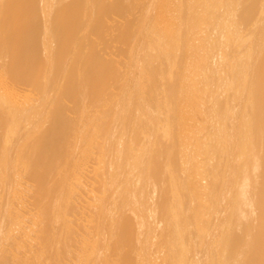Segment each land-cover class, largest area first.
<instances>
[{
	"label": "bare ground",
	"instance_id": "6f19581e",
	"mask_svg": "<svg viewBox=\"0 0 264 264\" xmlns=\"http://www.w3.org/2000/svg\"><path fill=\"white\" fill-rule=\"evenodd\" d=\"M0 77V264H264V0H0Z\"/></svg>",
	"mask_w": 264,
	"mask_h": 264
},
{
	"label": "rangeland",
	"instance_id": "374dc122",
	"mask_svg": "<svg viewBox=\"0 0 264 264\" xmlns=\"http://www.w3.org/2000/svg\"><path fill=\"white\" fill-rule=\"evenodd\" d=\"M40 62H41V60H39ZM3 73V72H2ZM2 80V78L0 77V81ZM8 83H12V81H8ZM9 84V86H8V88H12V85H10ZM3 85V84H2ZM1 85V83H0V86H2ZM0 89L2 90H4L5 89V87H3L2 86V88L0 87ZM3 90H2V92H3ZM5 92H4V95L6 96V97H8L7 96V94H11L12 93V95H10L9 96V98H10V100H12V99H14L13 97L14 96H18L19 95V93H20V95H23V96H20V97H22L21 99L23 100H21L20 99V97H19V99L21 100V101H19V99H18V97L17 98H15L14 99V101L12 100V102H21L22 104H23V106L25 107L26 105H32V104H34V105H36V101H37V98H38V90H37V88L36 87H29V88H24L23 90L21 89V88H19V90H10V91H8V90H4ZM8 93H7V92ZM14 93V94H13ZM105 93H107V90L105 91ZM13 96V97H12ZM27 96V97H26ZM23 97H24V99H23ZM25 98H27L26 100H25ZM33 98V99H32ZM35 99V100H34ZM33 100V101H32ZM25 101H27V104L25 103ZM71 106V105H70ZM107 106V105H106ZM69 108H71V107H68V110H67V120H69L70 119V116H72L73 115V113L71 112V109H69ZM105 109V111H106V115H104V114H101L102 113V110H100L99 109V112L100 113H98V115L100 116V117H102V116H104V117H106L107 118V108L105 107L104 108ZM39 110V107H36L35 108V110L34 111H38ZM72 114V115H71ZM72 118V117H71ZM105 118V121L104 122H106L107 123V119ZM60 127L61 128H63L64 129V127H65V124L62 122L61 124H60ZM44 128H42L40 131L42 132V130H43ZM41 132H40V134H41ZM95 142H97V144H98V142H100L99 141V138L97 139L96 138V140L94 141V140H92V141H88V143L85 145V149H87V148H91L92 146H96L97 144L95 143ZM59 143V141H57V140H54V141H52V146L54 147V149H55V151H58L59 149H60V143ZM92 145V146H91ZM76 150V147L74 148H71V151L72 150ZM84 149V150H85ZM70 159V157L68 156L67 158H65V160H64V163H65V161L67 160V159ZM68 159V160H69ZM63 168H64V166H63ZM28 171L30 172V171H34L35 170V164L34 163H32V165H29L28 166ZM32 186H33V188H32ZM30 188H32V189H30ZM34 185L33 184H31L30 186H28V190H29V193H28V190L27 191H25V194L27 195V196H30L31 195V193L32 192H35V190H34ZM28 193V194H27ZM36 207V208H35ZM35 207H34V210H33V212L35 211V213L37 212L38 214L40 213V208L39 207H41L40 206V204H38V202H37V205H35ZM39 209V210H38ZM39 211V212H38ZM35 213H33L34 214V216H32V218L33 219H35V220H37L39 217H40V214L38 215L37 213L35 214ZM36 215V216H35Z\"/></svg>",
	"mask_w": 264,
	"mask_h": 264
}]
</instances>
